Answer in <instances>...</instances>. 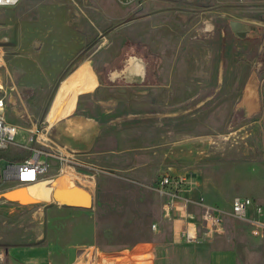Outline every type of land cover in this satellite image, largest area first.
<instances>
[{"label":"rangeland","instance_id":"rangeland-1","mask_svg":"<svg viewBox=\"0 0 264 264\" xmlns=\"http://www.w3.org/2000/svg\"><path fill=\"white\" fill-rule=\"evenodd\" d=\"M0 47L5 116L21 127L16 141L32 125L46 127L100 167L87 186L68 182L88 188L93 207L58 204L66 210L55 212L94 217L99 255L91 250L87 264H108L107 249L171 237L174 209L167 215L169 197L152 186L164 174L192 172L196 200L227 213L236 195L264 207V0H21L0 8ZM135 57L146 64L143 82L124 77ZM75 119L91 121L80 130L91 135L84 147L58 139ZM24 152L16 145L4 151ZM8 164L3 155L1 171ZM52 181L23 189L38 193L27 202L3 200L13 184L0 186V221L55 207L59 181ZM199 221L184 232L198 233L213 248L236 249L241 264H264V238L252 234L250 223L224 217L221 231L209 237ZM173 258L158 250L113 264Z\"/></svg>","mask_w":264,"mask_h":264},{"label":"crops","instance_id":"crops-1","mask_svg":"<svg viewBox=\"0 0 264 264\" xmlns=\"http://www.w3.org/2000/svg\"><path fill=\"white\" fill-rule=\"evenodd\" d=\"M252 101L253 96L248 97L245 101L246 106L252 107ZM71 122L65 127L66 129H60L61 136H58V139L65 140L71 146H86L91 140V135L89 133L81 134L80 130L89 127L91 121L75 119ZM34 127L35 125H32L31 128ZM31 128L26 130L22 127L25 130V140H18V145L16 146L22 147L21 145L27 143ZM20 133L21 127H19L17 137ZM49 134L54 142L64 145L55 138L53 133L49 132ZM3 155L9 160V163H12L23 159L26 153L5 154L0 151V158ZM2 172L0 169V175ZM45 180H48V178L43 181ZM76 180L85 186H87L85 182L91 183L89 179H85L82 176H76ZM5 184L1 183L0 186H5ZM35 184L37 183L26 186L30 187ZM196 197L195 188L182 190L173 197L175 208L171 217V237L167 238L160 234L143 242H138L129 248L104 250V256L107 257L108 264H113V261L116 262L115 259L118 257L131 253L133 256L147 257L149 255L152 257L158 250L170 251L174 257L167 264H241L240 255L236 249L213 248L210 241L205 243L201 237L198 241H193L186 236L184 232L186 226L189 228L194 221L198 224V219H200L199 223L201 224L199 210L190 203L196 200ZM25 202L27 201L25 200ZM46 207H39L35 213L28 215L15 212L14 219L10 220L8 218L5 221H0V251L4 253L0 264H87L91 250L94 251L95 256L99 255L96 221L90 213L86 211H68L70 213L69 217H55V212L66 210L65 207H58L57 204L55 207H49L50 209L47 211ZM250 212L253 214L254 209L252 208ZM40 240H45V242H40ZM93 247L94 249H92Z\"/></svg>","mask_w":264,"mask_h":264},{"label":"built area","instance_id":"built-area-1","mask_svg":"<svg viewBox=\"0 0 264 264\" xmlns=\"http://www.w3.org/2000/svg\"><path fill=\"white\" fill-rule=\"evenodd\" d=\"M21 0H0V8L15 7ZM4 52L0 47V68L3 66ZM4 86L0 72V151H6L11 145H18L16 137L19 127L7 121L5 116V99L2 96ZM263 141H264V115ZM28 150L27 155L18 162L9 163L0 175V182L14 183L18 185H28L39 183L44 179L52 178L60 173L68 172L75 176H82L89 179L92 183L95 175L100 174V167L94 165L85 159L78 151L60 145L51 139L48 128L35 126L30 129L27 143L21 145ZM89 171V173L87 172ZM51 172H53L51 174ZM153 188L162 195L169 197L164 209L167 215L175 208L174 196L182 190H192L198 186V181L193 173L183 175L164 174L153 183ZM197 207L202 220L203 229L210 237L219 233L224 223V217L233 216L237 219L246 221L252 226V234L255 237L264 238V220L261 216L264 214L262 204L256 202L250 196L236 195L233 199V208L231 213L218 209L206 203L202 197L190 202ZM254 209L252 214L250 211ZM156 229L157 226L155 225ZM186 236L193 241H198V233ZM4 253L0 251V260Z\"/></svg>","mask_w":264,"mask_h":264},{"label":"water","instance_id":"water-1","mask_svg":"<svg viewBox=\"0 0 264 264\" xmlns=\"http://www.w3.org/2000/svg\"><path fill=\"white\" fill-rule=\"evenodd\" d=\"M146 76V64L138 57L133 58L129 65L125 68L124 77L128 82H143ZM26 188L25 185H19V187L12 188L5 191L2 194L4 199H10L11 197H17V200H11L14 202H22L25 200V195L18 190ZM22 194V195H18ZM54 201L62 206L68 207H80L91 208L94 205L95 196L88 189L82 185H75L73 188L62 190L55 188L53 191ZM46 201L45 199H42ZM40 200V201H42Z\"/></svg>","mask_w":264,"mask_h":264},{"label":"bare ground","instance_id":"bare-ground-1","mask_svg":"<svg viewBox=\"0 0 264 264\" xmlns=\"http://www.w3.org/2000/svg\"><path fill=\"white\" fill-rule=\"evenodd\" d=\"M50 179H52L53 181L52 182H57V181H59V184H58V186L56 187V188H58V189H62V190H66V189H70V188H73L74 186H75V184L74 183H68V182H70V181H74V180H76V176H75V174H72V173H68V172H64V173H60V174H58V175H56V176H54V177H52V178H50ZM67 180H69V181H67ZM41 182V181H40ZM39 182V183H40ZM94 182V181H93ZM13 184V186L12 187H7V188H15V187H19V185L18 184H14V183H12ZM38 184V183H37ZM37 184H35V185H32V186H30L31 187V189L32 190H38L40 187H43V188H45L46 187V185L45 184H40V185H37ZM25 185V184H24ZM26 186V185H25ZM3 187V186H2ZM30 187H27L26 186V188H24V189H29ZM8 190V189H7ZM22 190L23 189H21V190H18V191H20L21 193H22ZM6 191V190H5ZM49 193V192H48ZM24 195H25V199H27V200H29V199H33L35 196H36V194L38 195V193H36V191H32V192H29V193H26V192H24L23 193ZM54 200V199H53ZM25 201V200H24ZM192 230V226H189V231H191ZM191 235H194L195 233H190Z\"/></svg>","mask_w":264,"mask_h":264}]
</instances>
